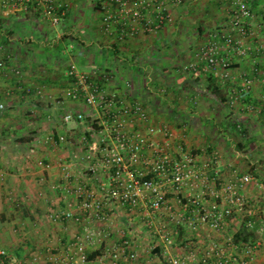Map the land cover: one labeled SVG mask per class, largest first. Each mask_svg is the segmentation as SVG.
Returning a JSON list of instances; mask_svg holds the SVG:
<instances>
[{
    "label": "crops",
    "instance_id": "1",
    "mask_svg": "<svg viewBox=\"0 0 264 264\" xmlns=\"http://www.w3.org/2000/svg\"><path fill=\"white\" fill-rule=\"evenodd\" d=\"M67 1L66 17L58 28H51L49 32L44 30L47 27L46 21L35 13L13 18L16 27L22 28L24 33L27 30L30 32L23 36L16 34L9 36L15 51L14 54L10 52L12 60L9 66L21 70L23 86L42 87L45 94L61 99L62 89L66 86L64 72L71 64L85 71L106 70L112 74V81H109L108 86L116 88L121 94L142 100L155 126L165 125V121L159 118L168 116L166 110L186 117L184 122L189 123L188 130H185V123L177 124L178 126L170 125L175 133V138L169 146L172 153L175 152V143L178 146L185 144L187 138L189 146L197 149L194 151L200 157L201 166L203 164L201 158L204 159L205 156L202 150L217 148L221 151L220 155L225 157L221 158L217 165L220 175L223 179L233 180L237 176L226 174V171H233L232 167L235 165L230 157H233L234 153L237 154V147L246 146L255 156L249 166L253 172H259L264 176V171L260 170L259 160L256 158L263 148L261 146L260 149L258 146L263 143L261 139L264 137V60L258 59L257 63L263 72L262 75L254 87L244 94L240 93L242 79H239L237 70L241 71L240 74L249 75L256 54L243 58L247 59L243 63L240 59L235 61L236 66L229 81L215 80L220 83L217 94L208 89L210 73L201 70L189 72L184 67L189 61L195 60L196 52L210 38L212 32L226 31L237 35L230 28L231 13L237 0H182L178 5L166 2L171 21L164 23L158 33L141 31L132 38L121 37L117 27L111 34L104 32L102 4H107L106 0ZM158 2L159 0L156 4ZM250 7L254 19L264 21V0H250ZM59 31L73 33L72 47L69 46V40L57 39ZM253 41L256 42L252 39L249 43ZM15 81L12 74L0 72V87H13ZM223 83L228 86L225 87ZM158 86H164V89L169 87L173 95L157 94L154 89ZM177 89L178 97L175 94ZM234 90L240 93L237 105L230 110L226 107L227 112L221 114L222 116L215 112L218 109L211 108L210 105L206 107L209 101L224 104V97L232 94ZM195 94L199 96L201 103H197ZM180 98L184 104L178 105ZM41 99L34 95H25L21 90L16 91L11 97L0 98L6 106L4 110H0V248L7 250V261L65 264L67 256L74 253L73 255L78 258L81 253L74 248L77 238L94 230L95 243L85 244L82 249L86 255L85 264H106L108 259L99 262L100 256L107 248H112L118 243L119 230H130L133 249L138 257L135 261L120 260L119 264H165L159 254L163 244H166L154 243L156 238L153 231L154 225L160 227L162 224L169 229H175L173 223L169 222L170 214L175 213L177 207L171 191L167 200L168 204L173 206V210L154 215L149 213L147 207H141L133 222L129 220L131 218L126 215L125 210L120 208L116 216L118 218L112 224L86 218L84 214H78L80 220L77 222L53 220L49 217L51 212L65 207L66 202L76 203V198L72 195L63 197L58 190L52 189L53 184L63 182L60 165L69 160L71 153L65 146L59 148L51 144L43 145L36 142V138L46 130H52L56 134L65 132L73 137L79 135L81 132L79 126L61 125L59 122L61 113L68 109L88 113L89 108L82 103L65 99L59 105L51 103L49 99V101L46 98ZM158 99L161 105L159 107L154 105V100ZM243 103L259 104L260 108L253 113L247 112ZM15 108H24V117L20 125L19 119H16L19 117L14 119L15 115H12ZM232 115L237 118L232 122L237 121L244 126V135L235 130L231 131L233 128L231 126L227 129L229 124L225 122ZM48 116H51L50 120ZM212 125L213 129L209 130ZM14 130L23 134L29 131L27 135L32 136V139L24 144L14 142L15 135L12 134ZM216 130L221 131L220 139L214 135ZM209 131L214 134H210ZM200 134L206 136L201 138ZM192 137H198V140ZM154 139L159 144L163 142L161 135H155ZM210 150L207 149L206 153H210ZM40 159L44 161L45 167L38 166L37 162ZM73 167L77 174L73 182H83L85 171L83 166L77 164ZM185 214L189 215L190 211ZM242 220L243 217L239 214L227 218L220 241L229 238L241 250L243 242L260 237L251 234L248 229L246 230L251 235L240 237L244 228ZM246 220H255L256 226L261 222L257 215L248 216ZM185 228L180 226L179 232H175L176 235H172L170 241L166 240L167 243L174 246L186 245V237H183ZM192 237L199 241L198 247L202 249L210 242L209 238H215L216 235L204 227H199ZM260 238L263 246L255 254L251 264H264V234Z\"/></svg>",
    "mask_w": 264,
    "mask_h": 264
},
{
    "label": "built area",
    "instance_id": "2",
    "mask_svg": "<svg viewBox=\"0 0 264 264\" xmlns=\"http://www.w3.org/2000/svg\"><path fill=\"white\" fill-rule=\"evenodd\" d=\"M106 1L107 4H102L104 32L111 34L117 27L121 37L132 38L141 31L158 33L164 23L171 21L165 3L178 5L182 0H159L157 4V0ZM0 11L5 15L35 13L56 29L67 15L68 1L0 0ZM252 20L254 13L250 0H237L230 18V28L237 35L226 31L212 32L196 52L195 60L185 70L208 72L215 79L226 82L233 76L234 54L241 58L256 54L251 73L240 74V93L251 90L263 73L257 66L258 59L264 60L262 45L244 44V38L256 37ZM67 34L73 38L72 32L59 31L57 39L63 40ZM72 42L70 38V47ZM4 56L5 59L0 58V72L12 74L16 81L13 87H0V98L11 97L16 91L24 90L27 95L46 98L57 105L65 99L82 103L89 108L88 113L72 109L61 113V125L79 126V135L73 137L65 132L56 134L52 130H46L36 138V142L43 145L51 144L59 148L65 146L71 153L69 160L60 165L63 182L53 184L52 189L58 190L63 197L72 195L76 198V203L66 202L65 207L49 214L51 219L77 222L80 220L78 214H84L86 218L112 224L117 212L123 209L133 222L141 207H147L149 213L154 215L173 210L167 200L171 191L177 204L175 213L170 214L175 229L169 230L162 224L160 227L154 225L153 231L156 238L154 243L166 244H163L159 254L165 264H251L255 254L263 246L260 237L264 234V200L261 206L256 207L240 193V190L253 182L252 175L246 174L233 180L223 179L216 165L217 151L213 149L207 148L210 150L209 157L201 158V166L199 155L182 145L178 146L176 152H170V142L175 138L174 130L166 124L155 126L150 112L140 99L110 88L108 85L112 81V74L106 70L85 71L71 64L64 72L66 86L62 89L61 99H56L53 95L45 94L42 87L23 86L21 70L9 66L11 54L5 53ZM240 93L234 90L230 94L231 107L239 99ZM5 107V103L0 100V110ZM47 118L50 120L51 116ZM155 135L162 136L161 144L155 141ZM37 164L40 167L46 166L42 159ZM77 164L82 165L85 170L83 182H73L77 176L73 166ZM188 211L190 214L186 215L185 212ZM237 214L243 217L242 222L249 231L260 236L243 242L241 250L229 238L220 241L227 218ZM252 215H257L261 220L258 226L255 220H246ZM180 226L186 227L190 235L186 237L187 244L178 251L166 240L170 241L172 235L179 232ZM199 227L216 235L215 238L210 237V242L202 249L198 247L199 241L192 237ZM118 236V243L107 248L99 262L108 259L106 264H119L120 260H137L138 254L133 249L131 231L119 230ZM95 240L94 230L78 237L74 248L81 253L78 258L74 253L67 256L65 264H85L83 246L93 245ZM7 260V250L0 248V264H30L27 261L10 263Z\"/></svg>",
    "mask_w": 264,
    "mask_h": 264
},
{
    "label": "rangeland",
    "instance_id": "3",
    "mask_svg": "<svg viewBox=\"0 0 264 264\" xmlns=\"http://www.w3.org/2000/svg\"><path fill=\"white\" fill-rule=\"evenodd\" d=\"M15 16H18V15L17 14H7V15H5V14H3L0 11V55L1 56H2L3 53H10L11 52L12 54H14L13 52H15L14 48H13V44L9 40V36L11 34L12 35L16 34V35H20V36H23L24 34H30L29 30H27V32L24 33L22 28L16 27L15 23L12 21ZM45 23L47 24V27H45L44 30H47L48 32L51 31V28H53V26H51L48 22H45ZM252 28H254V30H256V33H255L256 34V37H255V41L256 42L253 41L252 43H249V41L252 40V39L246 37V38L243 39L244 40V44L245 45H251V44L252 45H256L257 44V45H262L264 47V21H257L256 19L252 20ZM16 56H18V54H16ZM249 57H250V55H249ZM249 57L247 56L246 58H249ZM239 59L241 60V63H243L245 60H247V59H243L240 56L234 54L232 56V62H233L232 70H233V68H235L234 66H236V65H234L235 61L237 62ZM190 62H192V61H189L187 64L184 65V67H186ZM168 71H171V70L168 69ZM237 72L239 73V79L241 80V78H240L241 77L240 76L241 71L237 70ZM167 73H170V72H167ZM223 84H224L225 87L228 86V84L227 85L225 83H223ZM163 87L164 86H158L157 88L154 89V91L157 92V94H163V95L165 94L164 96H166L169 93H170V95H173V91H171L169 87H167L168 90L164 89ZM171 89H174V88H171ZM178 91H179V89H177V93H175L177 95V97L179 96V92ZM195 95H197V94H195ZM195 100L197 101V103H199L201 101V99L199 98L198 95H197V98ZM159 101H160L159 99L158 100H154V105L155 106L158 105V107L161 106ZM179 101H180V103H178V105L179 104H184L182 98H180ZM237 102H238V100H237ZM237 102L235 103L236 105H237ZM235 104L233 106H235ZM243 104L245 105V107H244L245 110H247V112H251V113L256 112L260 108L259 104H247V103L246 104L243 103ZM208 105H210L211 108L213 107L215 109H218V111H215V112H217L219 115H221V114L223 115V113L225 114L227 112L226 106H225V102H224V104L223 103L221 104L219 102L209 101L208 104L206 105V107ZM233 106L231 107L229 105L227 107V109L230 110V109L234 108ZM246 107H247V109H246ZM13 110L14 111H13L12 115H15V117H13V118L15 119L16 117H19V118H16V119H19L18 125H20L21 124L20 121L24 117V115H23L24 114V108H15ZM8 112H10V111H8ZM5 113H7V112H5ZM166 113H168L167 114L168 116L163 117V118L161 117L159 119L160 120L163 119V121H165L164 123L167 126L171 127L170 125H174V126L177 125V124H182L183 125V123H185L184 124V126L186 127L185 130H188L187 128H189L190 126H188L187 124H189V123L187 122V124H186V122H184V121H186V117H181V115H178V114L176 115L173 112H171V110H168V111L166 110ZM5 118H7V116ZM9 119L12 120V118H9ZM232 120L233 121L237 120L236 116L232 115L231 118L228 119L225 122L226 124H229L227 126V129H228V127H230V124L233 123ZM195 122L197 123V121H195ZM191 123H192V121H191ZM226 124H224V126ZM31 126H34V124H31ZM212 129H213V125H212V127L209 130H212ZM23 130H26V128H23ZM231 131H233V129H231ZM209 133L211 134L213 132L209 131ZM214 133L213 134L216 135L218 139L221 138V136H219V135H221V131H217L216 130V132H214ZM74 135H76V134H74ZM204 136H206V135L205 134H200L201 138H204ZM197 138L198 137H192V139H194V140H198ZM201 138H199V140ZM263 138L261 139L263 143L258 146V148H260V149H261V146L263 148L260 150L261 152H259L260 153L259 157L256 156V158H258V160H259L260 170H262V171H264V139ZM206 142H207V140H206ZM181 145L184 146L189 151H192V152H195L194 150L197 151V149H193L192 146H189L187 138H186L185 144H181ZM175 146L176 147H174L175 148L174 150L176 152V150H177L176 148H178L177 143H175ZM211 149L217 151V159H218V161H217L216 165H218L219 162H220L219 160L221 158L225 159V157L223 155L222 156L220 155L221 151L218 150L217 148L216 149L215 148H211ZM202 151H203L202 152L203 155H205V156H203V158L209 157V154L206 153L207 149H204ZM236 151H237V154L235 155V153H234L233 157L232 156L230 157L232 162L235 164V165L233 164L234 166L232 167L233 171H231V172L230 171L229 172L226 171V174L229 173L230 175H232L234 177L235 176L241 177V176L246 175V174L252 175V177L254 176L253 182L251 184L245 186V188H243L242 190H240V193L245 196L246 200L252 199L251 202H253L254 205H256V207L257 206L259 207V206H261L263 204V200H264V178H263L264 176H263V174H261L259 172H258L259 174L253 172L252 168L249 166L250 162H251V159L253 160L255 158V156L253 155V153L250 151L249 148H247L246 146L237 147ZM170 152H171V150H170ZM228 180H230V179H228ZM253 192H255V193H253ZM259 199L262 200V202L260 204L258 203ZM116 218H118V217H116ZM163 219L165 220V217ZM167 219L168 218H166V220ZM168 221H169V219H168ZM169 222L171 223V221H169ZM242 224H243V222H242ZM240 227H242V226L240 225ZM243 227H245V226H243ZM169 230H172V228L169 229ZM189 235L190 234L188 233L187 229H185V231L183 232V237H189ZM182 246L183 245H179V246L172 245V247L175 248L176 250H177V248H181ZM178 251H180V250L178 249Z\"/></svg>",
    "mask_w": 264,
    "mask_h": 264
},
{
    "label": "trees",
    "instance_id": "4",
    "mask_svg": "<svg viewBox=\"0 0 264 264\" xmlns=\"http://www.w3.org/2000/svg\"><path fill=\"white\" fill-rule=\"evenodd\" d=\"M74 39V38H72L71 36H70V34H67L66 36H64V38H63V40H69V39ZM4 54L5 53H3L2 54V56L0 57V58H3V59H5V56H4ZM11 62V61H10ZM10 62H8V63H10ZM209 82H210V84H209V86H208V89H209V91H211L212 93H216L217 94V92H218V89L220 88V83L219 82H216L215 80V78H214V76L212 75V74H210L209 75ZM213 88V89H212ZM25 95H27L26 93H25V91L23 90L22 91ZM231 92V91H230ZM219 93V92H218ZM229 96L230 95H226V97H224V100H223V102H225V106L226 107H228L230 104H229ZM45 102V101H44ZM44 102H42V104H44ZM49 105V104H48ZM50 105H51V103H50ZM49 106H47V108H48ZM46 108V107H45ZM231 127H233L232 129L233 130H235V131H238V132H240V134H242V135H244L245 134V129H244V126L242 125V124H240V123H237V122H233L231 125H230ZM32 130V129H31ZM26 132V131H25ZM28 132L29 131H27L26 133H19V132H17V131H15L14 130V132L12 133L13 134V141L14 142H20V143H22V144H24V143H27V142H29L31 139H32V136H29V135H27L28 134ZM262 202V200H258V203L260 204ZM244 226V225H243ZM247 228L246 227H244L242 230H241V236L240 237H244V236H247V237H249V235H251L252 234V232L250 231V233L246 230ZM246 238V237H245Z\"/></svg>",
    "mask_w": 264,
    "mask_h": 264
}]
</instances>
